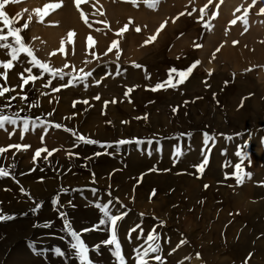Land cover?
Listing matches in <instances>:
<instances>
[{
    "label": "rangeland",
    "instance_id": "374dc122",
    "mask_svg": "<svg viewBox=\"0 0 264 264\" xmlns=\"http://www.w3.org/2000/svg\"><path fill=\"white\" fill-rule=\"evenodd\" d=\"M70 1L71 9L80 11V5L77 8L75 0ZM88 1L93 2L92 6L89 2L92 9L100 8L92 12L99 34L140 40L133 49L142 51L144 42L167 23L139 55L129 58L122 50L119 58L114 55L107 63L80 68L92 72L85 81L62 87L82 73L66 67L71 58L67 49V60L52 53L62 52V41L72 46L76 33L67 31L56 40L57 49H48L38 31L50 27L40 16L51 15V8L44 6L54 3L15 0L6 4L3 11H8L12 28L22 29L20 34L37 59L66 75L60 79L41 74L21 53L7 81L0 77V86L10 89L0 96V115L16 121L0 128V148L28 146L0 154V167L10 173L0 177V214L14 217L0 221V264H80L60 213L66 214L73 230L82 232L99 223L102 213L95 204L108 201H112L110 214L127 213L117 226L126 264H136L134 249L148 247L147 235L153 229L160 237L161 251L145 257L148 264H161L153 258L157 254L163 264H264V62H256L258 55L253 53L247 58L254 62L241 61L236 48L243 42L252 51L248 47L252 41L264 46V15L260 14L264 0H158L155 7L149 6L152 0ZM115 2L125 5L116 6L113 15L127 21L112 28L103 10ZM12 6H17L15 16ZM37 8L42 9L40 15L34 11ZM143 22L150 27L141 29ZM52 23L51 27L58 22ZM124 25L128 28L123 36L117 35ZM71 31L74 41L68 36ZM7 33L8 27L0 22V34ZM0 44L10 46L0 47V61L7 62L17 46L12 37ZM224 47L233 53L224 56ZM195 61L199 65L178 88L151 90L167 79L169 68L183 70ZM25 68H32L40 78L21 87L19 74ZM24 75L27 78L28 73ZM252 99L260 102L256 108ZM205 134L211 137L207 142ZM76 136L100 144H86ZM120 140L130 143L120 145ZM245 144L243 167L252 176L238 185L232 173L240 162L236 152ZM38 149L48 151L34 160ZM205 155L208 165L201 175L196 166ZM153 168L157 171H150ZM109 227L101 225L81 237L93 264H116L111 246L101 243L108 239ZM181 239L187 243L177 248ZM95 245H100L99 251Z\"/></svg>",
    "mask_w": 264,
    "mask_h": 264
},
{
    "label": "snow or ice",
    "instance_id": "6c2138e0",
    "mask_svg": "<svg viewBox=\"0 0 264 264\" xmlns=\"http://www.w3.org/2000/svg\"><path fill=\"white\" fill-rule=\"evenodd\" d=\"M10 2H15V0H0V22H3L7 27H8V33L7 35H2L0 34V41H6L8 40L9 37H12L13 40L15 41V44L17 47L13 48L12 51L9 53L11 59L8 60L7 62H3L0 61V68H3L4 71L0 72V77H2L5 81H7L8 79V72L15 67L13 61H18L20 58V54L22 53L24 56L30 58L29 59V63L32 64L33 67L39 68L41 70V74L43 73H48L50 74L53 78L59 77L60 79L64 78V75H66L65 73H63V71L61 69H54L53 67H51L48 63L42 62L39 59H37V57L34 55L33 51L31 50L30 47H28V45L24 42V37L20 34L22 29L19 28H12V21L11 19L6 15V13L3 11L6 4L10 3ZM132 2H135V0H132ZM221 2H223V0H221ZM76 6L77 8H79V5L81 3V0H75ZM156 3H158V0H152V3L149 4L150 7H155ZM62 4L57 3V4H46L44 6V9H53L55 10L56 8L61 7ZM27 11V10H25ZM35 13L37 15H40V13L42 12V9L37 8L34 10ZM237 11H240V9H237ZM201 12H203V9H201ZM189 15H191V13H188ZM260 14L264 15V8L260 9ZM180 15H184V13H180ZM247 15V9H245V16ZM82 18H84L85 23H88L87 19L83 16V13H81ZM179 17H177L178 19ZM30 19V18H29ZM238 19H240L238 17ZM40 20L41 22L43 21V16H40ZM175 22V21H173ZM246 22V21H245ZM167 21H165L164 23L161 24L160 29H157V33L151 37L148 38V40H146L144 43L145 45L155 41L156 36L159 34L160 30H162L165 25H166ZM232 23H236L235 20L232 21ZM207 26V25H206ZM89 27H91V25H89ZM28 28V24L25 23L23 25V29H27ZM128 28V25H124L123 28H121L119 30V32L117 33V35H122ZM137 32L140 31V28L137 27L135 29ZM74 35L73 32H69L68 36L71 38ZM91 37H89V40L91 41ZM236 43V42H234ZM0 47L3 48H9L10 46L8 44H0ZM196 47H200V45H196ZM113 48L117 49V58H119V42L118 41H113L112 46L109 47L108 51H112ZM60 51H64V42H61V49ZM217 51H219V48L217 49ZM55 53H52V55H54ZM105 55H107V53H105ZM179 58V57H178ZM199 61H195L193 64H191L189 67H187L186 69L180 70L177 69L175 67L169 68L168 69V73H167V79L158 83L155 87H153L151 90L152 91H159L162 89H167V88H178L180 85L184 84L187 79L191 76V74L193 73L194 69L197 68V66L199 65ZM135 67L139 68L141 67L139 64H134ZM67 67V65H66ZM24 72L28 73L27 78H25ZM24 72L20 73V79L22 80V85L21 87H23V85L28 84L30 81L34 82L37 79H39L40 77L35 76L32 74V68H25ZM80 72L82 73V75L78 76V77H72L71 80L68 81V83L62 85V87H68L70 86L74 81L76 80H80V81H85L89 76L92 75V72H85L84 69H80ZM117 74H119V69H117ZM97 83H99V81H97ZM48 84H51V81H48ZM60 88H54L53 91H59ZM132 89H129L128 91L130 92ZM8 91H10V89H8L7 87H2L0 86V96H4L5 93H7ZM127 95V93H125ZM96 99H99V96L95 97ZM12 99H15V97H12ZM26 99V97H25ZM113 103H115L116 101H112ZM84 103H87V101H84ZM107 103V102H106ZM75 106V104H74ZM173 111H177L176 108H173ZM48 115H52L51 113H49ZM146 118V117H145ZM5 123H11V124H15L16 121L10 119L7 116H3L0 115V128H3L5 126ZM24 130L27 131L28 127H29V121L27 119L24 120ZM32 126L36 127V123L32 122ZM56 128H60L61 125L60 124H55L53 125ZM66 131H71L70 129H65ZM73 135H76V133H73ZM190 135V134H189ZM77 140L86 143V144H100L99 141L93 140V139H88L85 138L84 136H76ZM209 139H211V137H208L207 134H205V141L207 142ZM118 144L122 145V144H126V143H130V141H126V140H120L117 142ZM28 146H21L19 144L17 145H9L6 148H0V154H3L7 151H9L11 148H16L17 150H20L22 148L26 149ZM101 147H111L110 144H101ZM247 145L245 144L243 149L238 150L236 152V155L240 158V162L236 163L234 165V171L232 173V176L235 178L236 184L240 185L244 183L245 178L251 179L252 173L251 172H247L245 171L243 164L244 161L247 159V153L245 151ZM47 152V149H38L33 157V159L35 160L37 157H39L41 155V152ZM210 151V149H209ZM49 155H51V153H48ZM102 153H95V155H101ZM177 155H179V152L177 153ZM208 165V159H207V155H205V158L203 159L202 163L199 164L197 167V171L202 175L204 173V170L206 168V166ZM150 171H157V169L153 168L150 169ZM168 171V170H165ZM10 175V173L3 167H0V177H8ZM226 178H228V174H226ZM142 179V177H141ZM205 188L209 187L208 185L204 186ZM21 191H23V189H21ZM96 190L93 189V192H95ZM152 196L156 195V191L153 190L152 191ZM112 203V201H108L107 204H100L97 203L95 204V207L102 213V216L99 220V223L94 225L91 228H85L82 230V232H77L75 230L72 229L71 224L67 221L66 219V214L65 213H60L61 218L64 219V228L67 231L68 235H70L71 237V243H70V247L74 250L75 255L78 257L80 264H93L92 260L89 258V247L86 245V243L84 242V240L81 238L84 232H90V231H97L100 230V226L101 225H110V227L107 229L109 231V237L106 240H103L101 243L104 246H111L109 248V251L111 252V255L114 257L116 264H126V259H125V255L122 251V246L121 243L117 237V226H118V221L123 219V216L126 215L127 213H124L122 215H112L110 214V209H109V205ZM36 209H33V211H35ZM14 217L12 216H4L2 214H0V221L2 220H11ZM161 223H163V221H161ZM45 227H48V225H45ZM132 231H135V229H132ZM160 237L158 234H156V230L153 229L152 232H150L147 235V241L148 243V247L144 248L143 251H141L139 248L134 249V251L136 252V264H148V260L145 259V257H147L150 253H159L161 251V247L160 244L158 243ZM187 243L186 240L181 239L177 245V248L180 247L181 245ZM100 249V245H95L94 246V250L99 251ZM176 249L174 248L173 251H175ZM55 252L58 255H63V253L61 252V250L59 248L55 249ZM199 255V254H198ZM156 261L161 262V264H163L162 262V257L157 254L153 257Z\"/></svg>",
    "mask_w": 264,
    "mask_h": 264
},
{
    "label": "bare ground",
    "instance_id": "6f19581e",
    "mask_svg": "<svg viewBox=\"0 0 264 264\" xmlns=\"http://www.w3.org/2000/svg\"><path fill=\"white\" fill-rule=\"evenodd\" d=\"M41 1L50 2V3L52 2L54 4H57V3L62 4L61 7L56 8L55 10L51 9V15L49 14L45 19H43L42 22L44 23L45 21H47L45 23H46V25H49L50 27H47L44 30L41 29L38 31V34L41 36L40 38H42L43 41L45 42L46 48H48V49L49 48L50 49L56 48L57 49V47H58L57 43H58V41H60V37L66 36L67 31L73 30L76 33L75 42H71V44L74 43L72 46L69 43L66 44V42L64 44V49H67V52H66L67 55H70V57H71V58H69V61L67 63L66 62L65 63L67 64V66H69L71 68L75 67L78 70L80 68L89 69L92 66L109 62V60L114 55H117L116 54L117 53L116 48H113L112 51H110V52L108 51L109 47L112 46L113 41L119 42V53L122 52V50H124L123 51L124 55L126 56L128 53L129 58H133L134 57L133 54L139 55V51L141 53V52L147 50V48H146L147 45H145V47L142 48V51H141V49H137V48L133 49L134 44L135 45L141 44V41L136 39V38L129 39L126 37V39L121 40L118 37L117 38L106 37V36L104 37L103 35H100L99 34L100 29L98 28L99 26L97 25L98 19L97 18L95 19V17H94L95 15L92 14L93 11H97L100 8H99V6H96L92 9L91 8L92 3H93L92 1L90 2V1L86 0V2H85V1L81 0L80 11L78 10L79 11V12L77 11L78 13L76 11H73V9H71L72 2L70 0H41ZM125 1H130V0H125ZM89 2L91 3V6H90ZM116 3L117 2H115V4H113V5H109L107 8H104V10H103L105 18L106 17L108 18L107 21H112V23H110L112 26H114L112 28H115L118 22L127 21L126 19L117 18L113 15V10H116L114 8L116 6H119V4H120V3H117V4ZM123 3L125 5V2H123ZM122 4H120V5L122 6ZM15 7L17 8V6L10 7V12H12L14 16L17 13V12L14 13ZM16 11H18V10L16 9ZM126 11L128 12L127 6H126ZM5 12H7L6 14H8V11H5ZM81 13H83V16L87 19L88 23H85V20H84V18H82ZM32 16H33L32 18H34V16L36 17V15H32ZM80 21H84V23L80 22ZM52 22H58V23L54 24L56 26L51 27V24L53 25ZM148 23L149 22H147V23L143 22L141 24V29L146 30V28L150 27V26H148ZM107 24H109V23H107ZM151 24H153V23L151 22ZM89 25H91V27H89ZM118 27H119V25H118ZM100 28H102V27H100ZM109 29H111V28H109ZM106 31H107V29H106ZM115 32H116V30H115ZM85 36H87V37H85ZM58 37H59V40H58ZM89 37L92 38L91 41L89 40ZM61 39H63V38H61ZM71 39L72 38H70V40ZM56 40H58V41H56ZM72 40L74 41V36H73ZM0 43H1V41H0ZM39 43H40V41H39ZM249 44H251V45H248V47H251L253 49L252 51H250L247 47H245L246 44L243 42L236 46V48L239 49V51H240V53H239L240 55L238 57L240 59L245 58L246 60L245 59L244 60L249 64L252 61L254 62V60H249L247 58L248 54L253 53V54L258 55L257 59H255L256 62H258V63L264 62V46H259V44L256 41H252ZM10 45H12V44H10ZM42 48H43V45H42ZM46 48H45V50H46ZM60 48H61V46H60ZM40 50H42V49H40ZM131 51H132V54L129 55V53ZM234 51H235V49H234ZM231 52L233 53L232 48L228 49L225 47L222 51L224 56H228L229 54H231ZM66 53H65V51H64V53L58 52V53H55L52 57H54V58L62 57L63 60H67ZM105 53H107V55H105ZM241 61H242V59H241ZM251 103H252L253 108H256L260 104L258 99H257V101L252 99Z\"/></svg>",
    "mask_w": 264,
    "mask_h": 264
}]
</instances>
